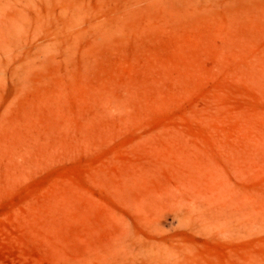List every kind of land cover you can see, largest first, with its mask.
<instances>
[{"label": "rangeland", "instance_id": "1", "mask_svg": "<svg viewBox=\"0 0 264 264\" xmlns=\"http://www.w3.org/2000/svg\"><path fill=\"white\" fill-rule=\"evenodd\" d=\"M0 264H264V0H0Z\"/></svg>", "mask_w": 264, "mask_h": 264}, {"label": "bare ground", "instance_id": "2", "mask_svg": "<svg viewBox=\"0 0 264 264\" xmlns=\"http://www.w3.org/2000/svg\"><path fill=\"white\" fill-rule=\"evenodd\" d=\"M34 3H32V5H33ZM22 12L20 11L18 14L19 15H17V17L15 16L13 19H12V22H13V26L15 27V28H17L18 27V25H20V22H22L23 21V17H24V15H23V13L21 14Z\"/></svg>", "mask_w": 264, "mask_h": 264}]
</instances>
